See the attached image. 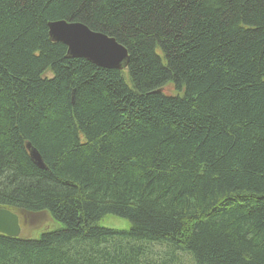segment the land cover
<instances>
[{
	"label": "trees",
	"instance_id": "1",
	"mask_svg": "<svg viewBox=\"0 0 264 264\" xmlns=\"http://www.w3.org/2000/svg\"><path fill=\"white\" fill-rule=\"evenodd\" d=\"M60 20L127 66L69 57ZM0 207V264H264V0H0Z\"/></svg>",
	"mask_w": 264,
	"mask_h": 264
},
{
	"label": "water",
	"instance_id": "2",
	"mask_svg": "<svg viewBox=\"0 0 264 264\" xmlns=\"http://www.w3.org/2000/svg\"><path fill=\"white\" fill-rule=\"evenodd\" d=\"M49 35L55 42L64 44L71 58H83L107 69L122 70L129 59L127 49L115 38L91 30L88 26L65 20L49 23ZM33 161L45 168L40 153L27 144ZM22 233L20 217L7 208L0 207V234L18 237Z\"/></svg>",
	"mask_w": 264,
	"mask_h": 264
},
{
	"label": "rangeland",
	"instance_id": "3",
	"mask_svg": "<svg viewBox=\"0 0 264 264\" xmlns=\"http://www.w3.org/2000/svg\"><path fill=\"white\" fill-rule=\"evenodd\" d=\"M163 90H164V93H166L168 95H173V94L176 93L174 88L171 85L166 86ZM34 224L35 225L38 224V225H36L37 226L36 228L37 229H41V228H46L49 225H53V222L49 219L48 215L40 214V215L35 217V223ZM101 225L111 226V227H115V228H118V229H126V228L129 227V222L127 220H124V219L108 216V217H106L105 219H103L101 221ZM23 233L26 234V235H31L32 234L31 231H26V230H24V228H23ZM183 259L185 261V264H191L190 260L188 259V257L183 256Z\"/></svg>",
	"mask_w": 264,
	"mask_h": 264
}]
</instances>
